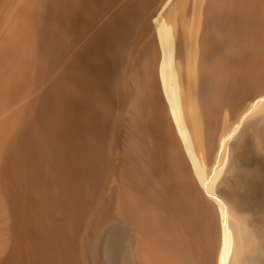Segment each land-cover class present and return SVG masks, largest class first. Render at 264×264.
Instances as JSON below:
<instances>
[{"label": "bare ground", "instance_id": "6f19581e", "mask_svg": "<svg viewBox=\"0 0 264 264\" xmlns=\"http://www.w3.org/2000/svg\"><path fill=\"white\" fill-rule=\"evenodd\" d=\"M0 264H264V0H0Z\"/></svg>", "mask_w": 264, "mask_h": 264}]
</instances>
